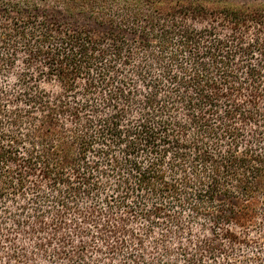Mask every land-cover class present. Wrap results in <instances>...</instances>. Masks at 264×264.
Wrapping results in <instances>:
<instances>
[{
	"label": "trees",
	"instance_id": "16d2710c",
	"mask_svg": "<svg viewBox=\"0 0 264 264\" xmlns=\"http://www.w3.org/2000/svg\"><path fill=\"white\" fill-rule=\"evenodd\" d=\"M0 264H264V0H0Z\"/></svg>",
	"mask_w": 264,
	"mask_h": 264
}]
</instances>
